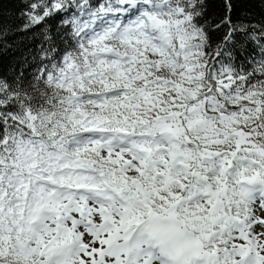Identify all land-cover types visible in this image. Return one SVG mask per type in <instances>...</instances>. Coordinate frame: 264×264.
<instances>
[{
  "label": "snow or ice",
  "instance_id": "obj_1",
  "mask_svg": "<svg viewBox=\"0 0 264 264\" xmlns=\"http://www.w3.org/2000/svg\"><path fill=\"white\" fill-rule=\"evenodd\" d=\"M9 2L38 42L0 72V264H264L248 0Z\"/></svg>",
  "mask_w": 264,
  "mask_h": 264
},
{
  "label": "trees",
  "instance_id": "obj_2",
  "mask_svg": "<svg viewBox=\"0 0 264 264\" xmlns=\"http://www.w3.org/2000/svg\"><path fill=\"white\" fill-rule=\"evenodd\" d=\"M0 3L3 5V23L11 28L7 40L8 48L7 50H0V72L10 75L11 69L15 68L21 61L22 55L27 54L29 49L34 50L38 41L32 38L31 33H17L15 31L16 26L23 23V21L16 19L15 4L10 3L9 0H0ZM246 7L251 13L249 18L252 19L253 23L264 18V3H261V0H248ZM215 10L213 7V11Z\"/></svg>",
  "mask_w": 264,
  "mask_h": 264
}]
</instances>
